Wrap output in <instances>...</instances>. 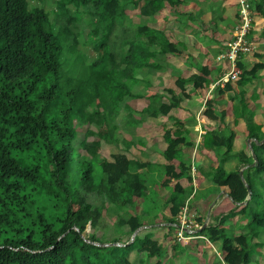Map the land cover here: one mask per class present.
Here are the masks:
<instances>
[{
    "label": "trees",
    "instance_id": "1",
    "mask_svg": "<svg viewBox=\"0 0 264 264\" xmlns=\"http://www.w3.org/2000/svg\"><path fill=\"white\" fill-rule=\"evenodd\" d=\"M31 1L0 0V264H261L264 142H259L264 138V119L257 121L256 115L258 110L264 113V89L250 92L244 86L260 79L264 60L249 62L247 55L241 56L239 77L223 88H209L222 70L216 57L240 22L238 0H229L236 7L229 14L226 0H53L52 19V9ZM247 1L259 7L263 19L258 27L253 18L247 38L256 50L263 49L264 0ZM83 5L89 8L88 22L93 23L85 32L90 38L99 35L103 15L131 17L104 46L87 41L95 50L104 47L93 57L86 53V43L78 41L83 33L75 28V17L67 14ZM99 6L103 12L97 10ZM61 19L71 30L67 44L59 42L53 29ZM146 37L151 45L145 43ZM65 54L84 57L81 73L64 70ZM207 64L212 66L214 81L205 71ZM169 68L175 71L168 79L175 94L165 95L164 88L144 96L129 91L137 74L146 88L155 89L147 77L158 73L160 79ZM231 86L238 91L228 112L225 91ZM111 88L118 92V100L124 96L144 100L146 109L156 110L150 119L169 117L181 102L200 107L204 97L210 98L205 107L219 120L195 146L212 156L195 161V175L217 187L216 182L225 181L229 190L216 191L228 194L233 208L207 223L204 216L191 234L184 231L191 236L188 243L176 235L179 214L185 206L189 214L187 199L193 193L181 182L192 169L181 153L196 141V133L184 120L173 119L162 135L165 177L160 192L170 188L167 197L162 196L166 213L162 225L143 219L149 195L140 171L147 161L115 152L110 158H99V172H95L92 161L82 159L74 149L79 127L93 121L100 124L99 111L90 107L100 92ZM153 101L158 107H153ZM141 110L136 107L134 112ZM146 119L141 116L137 122ZM252 152L257 158L253 166ZM233 187L244 189L246 197L237 199ZM106 214L114 216L111 240L97 233ZM236 218L241 227L232 230L227 222L234 226ZM159 232L156 248H145ZM254 248L259 255L253 254Z\"/></svg>",
    "mask_w": 264,
    "mask_h": 264
},
{
    "label": "rangeland",
    "instance_id": "2",
    "mask_svg": "<svg viewBox=\"0 0 264 264\" xmlns=\"http://www.w3.org/2000/svg\"><path fill=\"white\" fill-rule=\"evenodd\" d=\"M62 2H66V0H59ZM106 3L110 0H104ZM32 3L37 2L38 4H42L47 10L52 9V12L49 14V17L52 19L54 17L55 12V5L53 0H32ZM252 7V6H251ZM259 7L255 9L253 6V18L256 19V24L258 27L263 25V20H261V17L259 16ZM89 8H87L85 5L79 7L78 10L71 9V11H67V14L73 15L74 18V26L77 30L82 31L83 35H79L78 41L86 43L84 46L86 47V53L88 56L93 57L97 53L103 52L104 47H100L98 50H95L92 47V43L96 44H102L103 46L109 42H111L114 38V35L120 30L122 24H129L131 22V17L127 15L124 19L120 16H112L105 14L103 15V21L100 23V31L99 35L97 37H87L85 35V32H87L90 27L93 26L92 22H88V12ZM99 12H103V6H99L97 9ZM260 20V21H259ZM256 26V27H257ZM54 31L57 34L58 40L61 44H67L71 37V30L69 25L66 24L64 19L59 20V24H55L53 26ZM115 40V39H114ZM118 40V39H116ZM89 41L91 44L87 43ZM145 43L148 45L150 44V38H145ZM101 45V46H102ZM201 45V44H200ZM80 48L83 47L81 44L78 45ZM261 50V49H260ZM264 50V48H263ZM193 51V50H192ZM84 55V54H83ZM66 58H64V70L68 72H73L76 74L81 73V67L83 66V60L84 57L82 55L71 57L68 54H65ZM247 59H250L249 62H252L256 59H264V55H261V52L255 50L252 54L245 56ZM217 60V57H216ZM85 61H87L85 59ZM251 64V63H249ZM218 65L220 66H226L227 62H221L218 61ZM70 68V69H69ZM205 71L208 72L210 70V64H207L205 67ZM174 70L167 69L164 72L160 73V79L157 78V75H151L147 78L151 81V83L156 84V86L153 85L155 89H148L144 86L142 80L140 79V74H137V77H139L136 81H133L130 83L128 89L131 92H137L138 94H141L142 96L151 94L152 92L161 89H166L165 95L175 94L176 91L168 86L170 75L174 73ZM68 76L63 72V79H66ZM211 81H214V78L210 76ZM125 78H122V82H124ZM114 82H119V79L115 80ZM160 82L163 84L162 87H159L158 84L155 83ZM114 84V83H113ZM160 84V86H161ZM261 88L264 89V70L261 72L260 79L256 82H249L246 86H244V89H247L248 91L252 92L255 88ZM238 89V88H237ZM236 88L234 89L231 86V90L225 92V98L227 100V108L230 109L231 100L235 97V93L238 91ZM103 89H100L102 91ZM122 91H124L122 89ZM256 91V90H254ZM105 92V91H104ZM100 92L99 95L96 96V99L92 103L93 106L90 107V110H97L99 111L101 116H98L96 119L100 121V124H97V122H91L90 124L84 125L82 127H79L76 132V140L73 142V146L75 147V151L77 154H80L82 159H90L92 161V164L94 165L95 172H99V164L98 160L99 158L105 157L110 158L112 153L115 152H124L128 153L133 157L134 160L138 161H147L146 167L141 170L140 172L142 175H144L146 180V194L149 195L148 202L143 205L144 214L143 219L146 222H155L156 225H162L164 224L162 221L165 219V211L163 207V199L164 197H167V195L170 193L169 190H165L160 192V182L165 177L164 167L163 164L165 163L163 156L161 155V152L163 151L166 142L163 141V138L157 137L156 140L153 138L151 142L147 140L148 135H150L152 132L150 123L144 124L142 122H137L138 118L141 116L144 118H148V120L151 117L156 116V110L151 109L148 110L144 107V100H134L133 98H130L128 96H124L123 98L118 100V92H116L115 88L109 89L106 93ZM212 92V91H211ZM209 93L208 95H212V93ZM252 98L250 94H248V99ZM207 101H210L209 97H206L204 102V105L207 103ZM129 103V104H128ZM184 106L185 103H182ZM129 105V107H128ZM153 107H158V103L153 101L152 102ZM136 107L142 108L141 112L138 114L134 112L136 110ZM180 112V111H177ZM183 112V111H182ZM204 116H208L206 118H209L208 120H217L219 118L216 116L212 110H207L204 113ZM159 117V116H158ZM211 117V118H210ZM257 121H262L264 119V113L260 110L257 111L256 115ZM139 121V120H138ZM144 122V121H143ZM152 127L153 126V123ZM147 127L148 129L145 130ZM145 128V129H144ZM146 131H148L146 133ZM237 132V130H236ZM146 133V134H145ZM115 137L119 138V141H115ZM222 142L223 139L221 138ZM248 140V139H247ZM154 141L157 143V145L154 147ZM151 144V146L147 145ZM133 145V146H132ZM194 147V146H193ZM192 147V149H193ZM130 148V149H129ZM192 149H186L181 155L184 154L183 159L185 161H190L192 163V166L194 167V158ZM154 151H156V154L153 156V160H150L151 157L150 154ZM149 154V155H147ZM201 159V155L198 157ZM226 169H230L228 164L225 165ZM181 182L188 187L190 190L192 188L193 194L196 193V196L201 195L202 197H206L210 194L212 197L211 201L214 200L215 205L210 208V206H204V213L203 215H193L191 213L188 214L185 209H183L180 212V220L183 224L184 222V228H193L194 224L200 225L203 222L204 216L205 217H214L221 213H226L228 210L233 208V203L231 201V198L228 194H225L223 192H217L216 188H218L216 185H210L206 182L202 183L198 179V177L195 175L192 176L190 172H188V175L186 174L184 178L181 179ZM195 184V185H194ZM218 186H224V182H216ZM232 185V182L230 183ZM225 187V186H224ZM228 191L229 189L225 187ZM235 192L237 193V199H244L246 197L245 190L238 187H233ZM232 193V192H231ZM147 195V196H148ZM235 196V193H233ZM164 196V197H162ZM209 196V197H210ZM139 210L141 209V205H139ZM210 208V209H209ZM163 211V212H162ZM186 212V215H185ZM112 219H114V216L110 214H106L104 219L102 220L99 229L97 230V233L100 237L108 238V240L113 239L112 232L110 231L112 227ZM235 221L237 222L234 226L232 225L231 221H228L227 224L229 226H232V230L235 228L241 227L239 225L241 220L238 222V219L236 218ZM206 222V220H205ZM155 225V226H156ZM154 226V227H155ZM145 228H152L145 227ZM199 228V227H197ZM89 230V227L87 228ZM164 233V232H163ZM176 235L180 236L184 243L189 242V238L186 236H183L182 233L178 232ZM162 232H159L157 235L153 236V240L147 242L144 246L145 248H156V243L158 239H161ZM260 239V238H259ZM257 242L260 243V241L257 240ZM260 245V244H259ZM212 249H214V246L210 245ZM254 253H257L259 255V250H256L257 248H254ZM259 249L261 251L260 256L263 258H259V262L261 264H264V245H260ZM258 251V252H257Z\"/></svg>",
    "mask_w": 264,
    "mask_h": 264
},
{
    "label": "crops",
    "instance_id": "3",
    "mask_svg": "<svg viewBox=\"0 0 264 264\" xmlns=\"http://www.w3.org/2000/svg\"><path fill=\"white\" fill-rule=\"evenodd\" d=\"M223 4L228 10L226 13L229 14L231 11L235 12L236 7L233 5V1L226 0ZM234 12H233V14H234ZM261 20H263V19L261 18ZM257 51L261 52V55H264V50L263 49H261V50L258 49ZM245 60L249 61L250 59H247V57H245ZM210 70L212 71L211 64H210ZM210 70H209L208 77H210L213 74V72H212L211 75H210ZM209 88H210V86H209ZM258 89L259 90H263V87L258 88ZM229 90H231V88L226 90L225 92L227 93V91H229ZM208 91H209V89H208ZM192 92H193V90H190V93H192ZM204 100H205V97H204L203 101ZM232 100H231V104H232ZM182 103H185L184 106H182L183 105ZM145 105H146V103L144 104V106ZM230 108H231V105H230ZM206 109H207V107H205L204 102H203V104L200 107L191 106L187 102H181L178 108L172 110L171 115L169 117H156L155 119H149V120L147 118L146 120H144V122H142V123H144L146 125L150 123V127H151L150 131L152 133L150 135H148L147 140L149 142H151V140H153V138L155 140H156L157 137L163 138L162 135H163L164 128L166 126L171 125L172 122H173V119L184 120L185 123H186V127L191 130L192 134L196 133V139H195L196 141H195L194 147L192 149L194 162L195 161H197L198 163L202 162V160L204 158V155L212 156V152L206 151V150H203V151L199 152V151L196 150L195 144H197L200 141L202 134H204L206 131L212 130L214 128L213 121H215V120H208L209 118H206L208 116H206V117L204 116V113H205ZM226 109L229 112L230 109L228 110L227 105H226ZM177 111H180V112H177ZM217 120H219V118H217ZM151 123H153L154 127H152ZM145 128H144L145 130L148 129L147 127H145ZM147 132L148 131H146V133ZM163 141H164V139H163ZM146 144L151 146V144H148V143H146ZM156 145H157V143L154 141V147ZM165 147H166V145H165ZM165 147H164V149H165ZM155 154H156V151L153 150V152L150 154V156L151 155L152 156L148 157V158H150V160H153L151 158H153V156ZM147 155H149V154H147ZM200 155H201V159L198 158ZM174 162L177 164L176 161H174ZM198 179L200 180L201 184L203 182L205 183V180H204V178L201 175L198 177ZM218 188L226 189L224 186H221V187H218ZM209 196H210V194L208 196H206V197H202L201 195L196 196V194L194 195L193 193H191V195L187 199L188 207H189V213H191V214H193L195 216L198 215V214L199 215H203L204 206H210V208H212V206L215 205V202L214 201L211 202L212 197L211 196L209 197ZM209 220L211 221V218L210 217H206V222L205 223H207Z\"/></svg>",
    "mask_w": 264,
    "mask_h": 264
},
{
    "label": "built area",
    "instance_id": "4",
    "mask_svg": "<svg viewBox=\"0 0 264 264\" xmlns=\"http://www.w3.org/2000/svg\"><path fill=\"white\" fill-rule=\"evenodd\" d=\"M238 8L240 22L234 27L233 35L226 43L224 52L217 56L218 61L227 62V65L222 67L220 76L210 85V89L214 88L216 85L224 87L226 83L236 80L240 73V68L238 66L240 57L244 55H250L256 50L255 43L249 41L247 38L251 24L253 22V9L247 0H238ZM191 174L195 177V168L193 166L191 169ZM183 209H185L187 212L186 206ZM179 222L180 225L178 232L182 233L183 236H185L183 233L184 231H187L189 234H191L195 232L197 227L200 226L198 224H194L193 228H184L185 222L182 224L180 218ZM177 237L178 239H184L180 238L178 235ZM186 237L189 239L191 238V236Z\"/></svg>",
    "mask_w": 264,
    "mask_h": 264
},
{
    "label": "water",
    "instance_id": "5",
    "mask_svg": "<svg viewBox=\"0 0 264 264\" xmlns=\"http://www.w3.org/2000/svg\"><path fill=\"white\" fill-rule=\"evenodd\" d=\"M263 10H264V2H263ZM250 142H251V140L250 139H248L247 140V143L249 144L248 146L250 147ZM262 142H264V138L259 142V143H262ZM252 157H253V162L250 164V165H255L256 164V162H257V158H256V156L254 155V153L252 152ZM239 175H240V177L241 178H243L242 177V170H240L239 171ZM246 188H247V190H248V193L250 194V188H249V186L248 185H246ZM245 203V202H244ZM138 229H140V228H138ZM138 229L136 230V231H138ZM136 231L133 233V235H132V237H134V235L136 234ZM132 239V238H131ZM104 245H109V244H104Z\"/></svg>",
    "mask_w": 264,
    "mask_h": 264
}]
</instances>
